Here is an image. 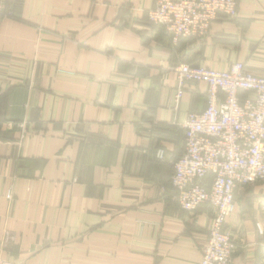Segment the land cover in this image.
<instances>
[{"label": "crops", "instance_id": "crops-1", "mask_svg": "<svg viewBox=\"0 0 264 264\" xmlns=\"http://www.w3.org/2000/svg\"><path fill=\"white\" fill-rule=\"evenodd\" d=\"M236 1L235 18L174 46L148 22L154 0H1V259L200 263L212 210L181 211L170 178L207 85L179 89L170 68L241 62L264 75V0ZM235 203L231 264H264V184Z\"/></svg>", "mask_w": 264, "mask_h": 264}, {"label": "built area", "instance_id": "built-area-1", "mask_svg": "<svg viewBox=\"0 0 264 264\" xmlns=\"http://www.w3.org/2000/svg\"><path fill=\"white\" fill-rule=\"evenodd\" d=\"M236 15V0H154L147 19L163 27L175 46L181 38L202 40L214 20ZM170 69L179 89L207 85L205 109L189 113L182 124L183 153L170 178L173 199L183 212L206 204L212 210L199 264H231L236 244L224 225L236 213L235 192L264 181V75H254L241 62L224 71L189 64ZM240 92L248 94L246 99ZM164 153L158 149L156 158L162 160ZM0 264L15 263L0 258Z\"/></svg>", "mask_w": 264, "mask_h": 264}, {"label": "trees", "instance_id": "trees-1", "mask_svg": "<svg viewBox=\"0 0 264 264\" xmlns=\"http://www.w3.org/2000/svg\"><path fill=\"white\" fill-rule=\"evenodd\" d=\"M7 12H9V11L2 10V11L0 12V15H1L0 17H2V16L5 17V13H7ZM170 38H171V37H170ZM181 39H184V38H181ZM181 39H180V40H181ZM164 154H165V153H164ZM163 158H164V157H163ZM156 159H157V158H156ZM157 160H158V159H157ZM208 181H209V180L207 179V182H208ZM206 205H208V204H206ZM208 206H209V205H208Z\"/></svg>", "mask_w": 264, "mask_h": 264}, {"label": "rangeland", "instance_id": "rangeland-1", "mask_svg": "<svg viewBox=\"0 0 264 264\" xmlns=\"http://www.w3.org/2000/svg\"><path fill=\"white\" fill-rule=\"evenodd\" d=\"M204 39V38H203ZM202 39V40H203ZM197 41V40H196ZM201 41V40H200ZM178 65V64H177ZM192 66H194V65H192ZM261 184H264V181H262V182H257V183H254L253 185H251V186H247V187H253V186H257V185H261ZM243 188H246V187H243ZM234 199H235V197H234Z\"/></svg>", "mask_w": 264, "mask_h": 264}]
</instances>
